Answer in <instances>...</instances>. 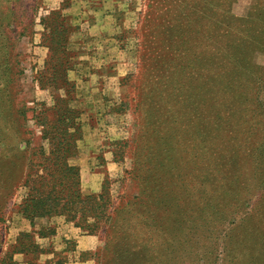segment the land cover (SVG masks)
<instances>
[{
  "label": "rangeland",
  "instance_id": "374dc122",
  "mask_svg": "<svg viewBox=\"0 0 264 264\" xmlns=\"http://www.w3.org/2000/svg\"><path fill=\"white\" fill-rule=\"evenodd\" d=\"M24 4L27 30L23 18L12 27L25 32L13 52L21 58L20 97L28 109L64 97L37 81L50 79L41 72L63 58L70 107L80 113L68 164L79 170L82 194L106 192L121 230L89 236L62 217L36 220L37 231L55 228L52 237H36L53 253L12 261L264 264V0ZM12 98L4 97L0 144L11 143L5 129L21 105ZM31 118L33 135L21 148L48 153ZM24 166L0 153V261L32 231L18 208L27 193Z\"/></svg>",
  "mask_w": 264,
  "mask_h": 264
},
{
  "label": "trees",
  "instance_id": "16d2710c",
  "mask_svg": "<svg viewBox=\"0 0 264 264\" xmlns=\"http://www.w3.org/2000/svg\"><path fill=\"white\" fill-rule=\"evenodd\" d=\"M24 3L26 0H0V125L3 113L8 107L5 105L4 97H13L12 102L18 97L21 103L15 110L16 118L13 119L12 125L5 129V133H8L7 128L12 130L11 143L0 144V153L24 160L23 174L25 176L22 178V186L26 188L27 193L18 208L20 215L29 222L32 231L18 235L15 244L11 247L12 250L5 253L0 264H15L12 260L13 255L16 254L30 255L35 260L41 254L50 253L37 244L36 237H52L55 235V228L42 226L37 231L35 230L36 220L50 221L55 217H62L66 223L72 224L82 234L89 236L97 235L100 229H103L105 234L109 230H121L118 223L114 221L115 216L109 212L111 203L106 192L102 191L99 195L82 194L79 170L68 164V159L76 153V141L79 139L80 132L78 124L80 113L70 107V102L73 100V84L64 74L63 58L56 57L50 69L41 72L42 75L49 73L50 79L42 76L43 78L40 77L37 81L40 89H43V84L49 81L51 83L49 86L55 90H62L64 97H55L52 107L39 104L36 109L26 108L24 100L20 97L21 58H19L20 54L13 52L14 44L25 32L15 34L12 27L15 23L20 27L19 19L23 18L26 23L23 31L27 30L29 20L26 18L27 10ZM19 4L20 7L17 9ZM31 11L33 12L34 9ZM43 21L41 19V23ZM30 23L32 25V20ZM50 38L47 48L50 53L51 51L53 53L58 50V48H53L58 40L51 35ZM45 80L46 83H44ZM177 105L179 108L185 107L189 110H192L193 106L183 101L180 104L178 102ZM30 112L34 126L39 128L40 138L48 142V153H45L43 149L23 150L21 148L23 144L29 145L33 135L32 129L27 125V114ZM198 133L201 136V132L197 131ZM114 243L115 240H108V248L112 249ZM65 263L64 260L56 262V264Z\"/></svg>",
  "mask_w": 264,
  "mask_h": 264
},
{
  "label": "crops",
  "instance_id": "0c3cea01",
  "mask_svg": "<svg viewBox=\"0 0 264 264\" xmlns=\"http://www.w3.org/2000/svg\"><path fill=\"white\" fill-rule=\"evenodd\" d=\"M87 263H89V261H85V262H82V261H80V262H77V263H68V264H87Z\"/></svg>",
  "mask_w": 264,
  "mask_h": 264
}]
</instances>
